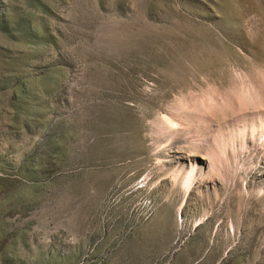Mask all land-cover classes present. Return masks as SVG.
Masks as SVG:
<instances>
[{
    "label": "rangeland",
    "instance_id": "obj_1",
    "mask_svg": "<svg viewBox=\"0 0 264 264\" xmlns=\"http://www.w3.org/2000/svg\"><path fill=\"white\" fill-rule=\"evenodd\" d=\"M262 147L264 0H0V264H264Z\"/></svg>",
    "mask_w": 264,
    "mask_h": 264
},
{
    "label": "bare ground",
    "instance_id": "obj_2",
    "mask_svg": "<svg viewBox=\"0 0 264 264\" xmlns=\"http://www.w3.org/2000/svg\"><path fill=\"white\" fill-rule=\"evenodd\" d=\"M256 101V100H255ZM260 104V103H259ZM262 149H264V147H262ZM164 160V159H163ZM166 161V160H165ZM191 182H192V176H191V174H186V177H185V181H184V185H183V188H184V190H185V193H186V191H188L189 190V188H190V185H191ZM182 204H183V202H182ZM180 219H181V216H180Z\"/></svg>",
    "mask_w": 264,
    "mask_h": 264
}]
</instances>
